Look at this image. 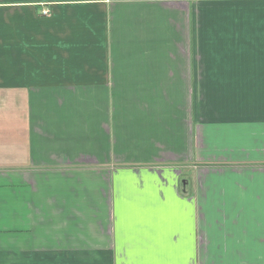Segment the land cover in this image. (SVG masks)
<instances>
[{
    "label": "crops",
    "instance_id": "0c3cea01",
    "mask_svg": "<svg viewBox=\"0 0 264 264\" xmlns=\"http://www.w3.org/2000/svg\"><path fill=\"white\" fill-rule=\"evenodd\" d=\"M260 161L264 0H0V264H264Z\"/></svg>",
    "mask_w": 264,
    "mask_h": 264
},
{
    "label": "rangeland",
    "instance_id": "374dc122",
    "mask_svg": "<svg viewBox=\"0 0 264 264\" xmlns=\"http://www.w3.org/2000/svg\"><path fill=\"white\" fill-rule=\"evenodd\" d=\"M217 159H218V157L212 156L210 158V160H208V162H206V163L214 164V165H210L212 167H218V166H221L222 168H225V167L235 168V167H237V169H239V167L249 165L247 163H251V162H245V161L244 162H238V160H234V159H230L233 162H231L229 159L225 160V161L217 160ZM234 161H237V162H234ZM220 162H222V165H217V163H220ZM251 166L259 167L260 173L264 171V163L261 161L258 164H252ZM242 172H246V171L243 169ZM212 187L217 188L216 186H212ZM244 189H245V187H244ZM247 190H249V192L248 191H246V192L251 193L252 195H251L250 199H247V200H250L249 202L244 201L245 203H244L243 208H245L246 214H250L253 217L244 218V224H247V223L250 224L252 222H258L259 219L257 218L256 214L259 213V211H260L259 209L264 210V207H262V206H264V196H263L262 200H261V197H256L257 195L259 196V193L255 191L256 188L254 186L251 187V186L247 185ZM213 193H214V191H213Z\"/></svg>",
    "mask_w": 264,
    "mask_h": 264
}]
</instances>
